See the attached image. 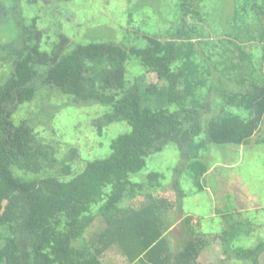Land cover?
<instances>
[{
  "label": "trees",
  "instance_id": "1",
  "mask_svg": "<svg viewBox=\"0 0 264 264\" xmlns=\"http://www.w3.org/2000/svg\"><path fill=\"white\" fill-rule=\"evenodd\" d=\"M71 1L52 0L48 7ZM178 2L174 28L138 33L145 45L125 47L113 41L72 43L61 30L53 38L38 25L37 14H24L22 3L32 9L38 0H0V67H6L0 72V264H103L110 249L128 264L196 262L203 242L191 215L183 217V243H170L185 196L180 167L170 185L175 201L154 195L162 190L160 173L139 180L132 175L144 168L147 155L174 143L200 191L209 145H246L258 135L264 123V0L237 2L234 23L226 20L220 37L226 43L212 45L197 29V21L203 24L200 0ZM239 8L254 9L257 22L237 24ZM134 16L129 10L130 26L139 24ZM256 44L263 46L258 61ZM130 58L144 70L127 84L128 67L138 71L135 63L127 65ZM50 89L67 97V107L102 106L91 120L99 136L119 121L130 131L111 141L109 154L86 159L75 170L38 131L54 114L42 110L51 104ZM39 96L38 111L15 116ZM138 196L143 201L135 205ZM248 222L222 231L226 260L260 264L264 241L233 247L250 232L242 228Z\"/></svg>",
  "mask_w": 264,
  "mask_h": 264
},
{
  "label": "rangeland",
  "instance_id": "2",
  "mask_svg": "<svg viewBox=\"0 0 264 264\" xmlns=\"http://www.w3.org/2000/svg\"><path fill=\"white\" fill-rule=\"evenodd\" d=\"M147 1L72 0L61 7L53 4L49 8L48 3H52V0L47 4L38 0L32 9L28 4H22L25 7L24 14L27 16L37 14L38 25L51 33L53 38L61 30L69 35L72 43H86L92 40L113 41L129 47L145 45L144 41L137 38L138 33L148 31L163 34L166 29L169 27L172 29L176 25L179 0H149L152 2L151 5L147 4ZM239 1L200 0L197 8L199 13H202L203 27L197 21V29L203 32L205 43L210 42L212 45L225 42L220 37L225 33L226 20L234 23L232 15L236 12V4ZM133 3L135 5H132ZM131 9L135 12L134 18L139 23L138 26H130L126 22L128 11ZM245 10L240 8L237 10L241 14L238 16L237 24L257 22L252 18L254 9ZM193 18L199 20L197 16ZM187 19L190 17L187 16ZM227 28L230 30L231 27ZM254 47V58L258 61L263 46L256 44ZM134 60L130 58L127 65L135 63V70L138 71L132 73L128 67L125 75L127 84L133 80L137 72L144 70ZM5 68V65H1L0 72ZM236 75L238 73H233L231 77ZM147 77L149 80H155L154 74H147ZM48 93L51 96V104L44 105L42 110L47 112L51 110L54 114L46 125H38L40 137L54 147L58 159L69 162L75 170L82 168L86 159L109 154L111 141L120 134L130 131V126L126 122L119 121L110 125L104 134L99 136L92 127L91 120L102 113L100 111L102 106L87 107L80 103L79 107L74 104L67 107L64 103L67 97L54 89H50ZM43 95L47 96L46 93ZM40 102L39 96L33 103H29L28 109L21 110L15 116L19 119L29 113L32 115L40 109L38 106ZM259 136H264V123L258 135L246 145L231 143L209 145L202 159L207 163L208 171L200 180L203 185V190L200 191L192 177L191 169L186 167V163L182 166L181 150L174 143L166 145L161 151L147 155L144 168L132 175V178L139 180L145 179L150 172L160 173L162 178L159 183L162 190L155 191L154 195L175 201L176 196L170 185L176 168L180 167L178 178L185 196L181 200V213L177 211L174 217L175 224L172 226L174 236L170 237V243L171 245L183 243L186 234L181 229L183 217L191 215V223L203 242L194 264H251L235 259L226 260L221 236L222 231L232 224L244 225L249 221V227L242 228H250L248 234L235 239L234 248L237 246L251 248L264 241V142ZM71 147L76 148L77 152L73 153ZM60 167L61 163H58L56 169ZM134 201L133 203L137 205L143 201V197L138 196ZM101 259L103 264H128L116 249L108 250ZM260 264H264V254L260 257Z\"/></svg>",
  "mask_w": 264,
  "mask_h": 264
},
{
  "label": "crops",
  "instance_id": "3",
  "mask_svg": "<svg viewBox=\"0 0 264 264\" xmlns=\"http://www.w3.org/2000/svg\"><path fill=\"white\" fill-rule=\"evenodd\" d=\"M253 43H257V42H253ZM234 86L236 87V83H235L234 81H231V80H230L229 87L232 88V87H234ZM235 87H234V88H235Z\"/></svg>",
  "mask_w": 264,
  "mask_h": 264
}]
</instances>
